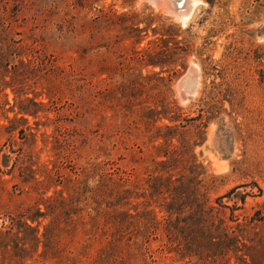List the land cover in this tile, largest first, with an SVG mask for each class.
Here are the masks:
<instances>
[{"label":"rangeland","instance_id":"obj_1","mask_svg":"<svg viewBox=\"0 0 264 264\" xmlns=\"http://www.w3.org/2000/svg\"><path fill=\"white\" fill-rule=\"evenodd\" d=\"M160 32L173 34V64L143 66L134 50L157 46ZM263 72L264 0H199L185 24L148 0H0V264H264ZM162 97L181 111L156 124L172 125V142L201 164L174 177L206 180L208 203L247 236L250 257H182L160 225L146 239L121 227L112 244L93 232L98 206L104 216L148 201L165 214L147 182L164 140L150 141L154 128L130 110Z\"/></svg>","mask_w":264,"mask_h":264},{"label":"trees","instance_id":"obj_2","mask_svg":"<svg viewBox=\"0 0 264 264\" xmlns=\"http://www.w3.org/2000/svg\"><path fill=\"white\" fill-rule=\"evenodd\" d=\"M134 26L132 29L136 31V34H133V43L139 44L142 41V37L140 36L142 29L138 28L137 23H134ZM153 32L154 34L157 33L156 29ZM160 36L149 42V44L152 43L157 46H153L152 48L147 46L134 50V58L143 66H158L163 68L173 64V61L167 60L170 49L168 42H172L173 34L171 32H160ZM158 41L162 45L159 46ZM153 74L157 73L154 72ZM261 78L264 80V72L261 74ZM139 84L140 88L145 89L144 84ZM155 88V86H150L147 89L151 90ZM154 95L159 96V93H155ZM159 101L160 104L158 105L156 102H153V105L144 104L137 109L135 108V110L133 108H130V110L131 112H136L138 115L137 120L141 121L147 130L150 131L151 127L155 129L151 130V134L149 135L150 141L157 138L164 140V143L152 146L154 148V156L163 157L164 159L157 161L152 155V161L155 164L152 172H156V175H152L147 182L150 192L149 197L153 198L157 195L160 197L162 203L159 205L165 214L161 218H158L155 210L150 208L148 201L144 204L143 210L137 211L135 208L134 213L130 209H125L119 213L115 212L103 216L105 211L99 209L98 206L94 208L96 214L90 217L93 232H100L102 236L109 237L108 243L112 244L123 237L121 227L126 229L131 228V231L128 233L132 234L133 230L137 232L135 226H139L142 228L143 237L146 239L152 230H156L159 228L157 225H160L162 231L167 236L168 242L181 247V250L177 251H179L178 253L182 257L192 255L202 256L205 254L217 257L230 252L237 259L250 257L248 250L243 249L246 245L244 240L247 239V236L239 229L238 233L231 230L230 225L215 215L216 207L208 203V198L202 192L206 186V180L197 176L192 178L189 184L181 182L177 177H174L176 174H179L180 170L174 174L178 165H180L182 170H185L187 166L201 167V164L196 163L195 159L189 161L184 158L181 153L184 150L181 149L182 142H180L181 147L172 142L177 135L174 131L168 132L174 129L172 125L166 123H162L161 125L156 124V122L162 119H166L169 122L177 121L179 119V115L177 114L181 111V108L173 100L162 97ZM20 111L27 112L23 108H20ZM171 162L173 164L169 165ZM198 174L202 175L204 172H199ZM256 187H258L259 191H262L259 186ZM188 190H194L192 194H195L196 200H194L193 196V198L187 196ZM123 194H127L128 196H122ZM118 195L122 196V199H128L131 194L127 190H123L122 192L119 191ZM50 198L51 196H48L45 198V201L50 200ZM193 201L196 203L195 207L190 206ZM39 216L44 217L45 213L39 212ZM30 219L32 222L37 221V218ZM38 225H40V222H38Z\"/></svg>","mask_w":264,"mask_h":264},{"label":"bare ground","instance_id":"obj_3","mask_svg":"<svg viewBox=\"0 0 264 264\" xmlns=\"http://www.w3.org/2000/svg\"><path fill=\"white\" fill-rule=\"evenodd\" d=\"M148 1L155 7V9L157 8L163 13L169 14L174 19L182 22L183 24H185L191 18L195 6L199 3V0H148ZM193 67L196 68L195 65ZM190 75L192 76L190 80H186L187 77L185 76L183 80V85L187 86L190 92H192L195 90L197 86V75L194 71L190 72Z\"/></svg>","mask_w":264,"mask_h":264},{"label":"water","instance_id":"obj_4","mask_svg":"<svg viewBox=\"0 0 264 264\" xmlns=\"http://www.w3.org/2000/svg\"><path fill=\"white\" fill-rule=\"evenodd\" d=\"M186 77H187L186 80H190L192 76L190 75V73H187ZM188 95H190V94H187L185 91L183 92V97H185V98L190 97Z\"/></svg>","mask_w":264,"mask_h":264}]
</instances>
